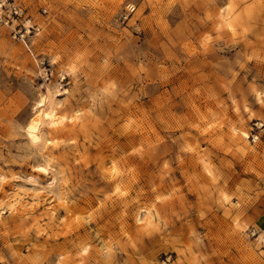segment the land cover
Masks as SVG:
<instances>
[{
	"label": "rangeland",
	"instance_id": "374dc122",
	"mask_svg": "<svg viewBox=\"0 0 264 264\" xmlns=\"http://www.w3.org/2000/svg\"><path fill=\"white\" fill-rule=\"evenodd\" d=\"M8 2L0 264H264V0Z\"/></svg>",
	"mask_w": 264,
	"mask_h": 264
},
{
	"label": "bare ground",
	"instance_id": "6f19581e",
	"mask_svg": "<svg viewBox=\"0 0 264 264\" xmlns=\"http://www.w3.org/2000/svg\"><path fill=\"white\" fill-rule=\"evenodd\" d=\"M64 75V74H63ZM50 91V90H49ZM49 93V92H48ZM50 94V93H49ZM46 95V93H45ZM48 97V96H47ZM51 100V98H50ZM55 101V100H54ZM51 102V101H50ZM46 99H43L40 101L39 103V111L37 110V114H35V116L30 120L28 126H27V130H28V135L30 136V138L32 140H39L41 134H39V128H40V123L42 121V118L45 117L47 119H49L52 123H55V124H58L62 121L61 118H59L57 116V113L55 112V110L53 109L54 108V105H53V108H49V109H46L44 110L45 108H48L47 105H46ZM52 104V103H51ZM50 105V104H48ZM46 106V107H45ZM45 107V108H44ZM51 107V106H49ZM46 119V120H47ZM45 120V119H44ZM48 120V121H49ZM50 122V123H51ZM54 124V125H55ZM203 162H204V165L207 167V162L205 159H203ZM208 168V167H207ZM147 217V216H146ZM142 219V218H141ZM146 218H144L145 220ZM147 221V220H146Z\"/></svg>",
	"mask_w": 264,
	"mask_h": 264
},
{
	"label": "built area",
	"instance_id": "2783aa9c",
	"mask_svg": "<svg viewBox=\"0 0 264 264\" xmlns=\"http://www.w3.org/2000/svg\"><path fill=\"white\" fill-rule=\"evenodd\" d=\"M11 16V15H19L21 13L20 8L11 2H8V0H0V18H3L6 16Z\"/></svg>",
	"mask_w": 264,
	"mask_h": 264
}]
</instances>
